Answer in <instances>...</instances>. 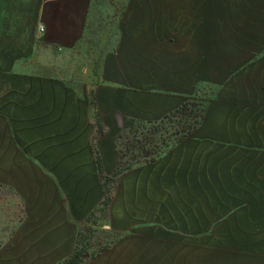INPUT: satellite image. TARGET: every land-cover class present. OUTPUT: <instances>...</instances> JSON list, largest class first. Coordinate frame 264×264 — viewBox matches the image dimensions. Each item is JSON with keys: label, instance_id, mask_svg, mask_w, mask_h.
Masks as SVG:
<instances>
[{"label": "crops", "instance_id": "0c3cea01", "mask_svg": "<svg viewBox=\"0 0 264 264\" xmlns=\"http://www.w3.org/2000/svg\"><path fill=\"white\" fill-rule=\"evenodd\" d=\"M88 42L108 43L105 58L160 67L194 59L204 69L247 76L251 101L227 103L264 112V0H0V235L13 236L12 246H48V264L72 252L103 187L94 118L86 115L94 105L69 83L68 66L45 70L40 60L48 47L68 58ZM143 67L148 73L149 62ZM158 91L162 114L179 106V84L166 81ZM197 153L194 147L188 170L158 158L150 177L126 180L110 218L128 236L89 264H215L214 246L197 239L212 233L211 213L180 206L196 184ZM166 182L179 201L169 216L157 194Z\"/></svg>", "mask_w": 264, "mask_h": 264}, {"label": "rangeland", "instance_id": "374dc122", "mask_svg": "<svg viewBox=\"0 0 264 264\" xmlns=\"http://www.w3.org/2000/svg\"><path fill=\"white\" fill-rule=\"evenodd\" d=\"M108 47V43L88 42L73 49L68 58L52 55L55 50L48 47L47 60H40L45 70L68 66L69 83L87 103L94 105V109L86 107V115L94 118L92 148L95 154L99 152L108 178L106 181L101 178V204L78 230L77 238L81 237V244L88 246L90 252L84 264L128 236L111 224L112 201L126 193V180L139 184L142 178L153 173V161H137L135 148L142 143L147 147L150 142L161 143L162 139L168 145L162 149L158 161L181 163L182 170L193 165L190 159L194 147L198 150L194 164L196 184L189 188L180 204L182 210L187 206V210L191 207V210L211 213L212 233L197 235L198 242L206 243L198 246H214L212 259L215 264L217 261L221 264H264V112L259 115L252 107L227 103L251 101V90H244L251 84L247 76L224 75L217 69H204L200 66L203 61L194 59L175 60L160 67L156 60L105 58L110 54ZM147 61L148 73L142 68ZM166 81L179 84V105L185 100L191 101L188 115L167 119L158 126L146 124L159 121L178 106L164 114L159 108L162 99L158 90ZM112 100L115 106L109 105ZM201 109L205 110V116L195 131L182 141L184 143L176 141L175 133L182 129L179 120L182 124H193ZM125 117L134 118L144 126L137 125L118 141L121 151L126 152L124 162H132L133 166L114 174L117 168L115 137L122 131ZM259 117L260 125L256 122ZM170 167L176 170L178 166ZM132 194L139 195L135 184ZM157 194L166 200L163 205L166 216L170 215L168 212L174 213L172 203L176 205L179 201L175 203L176 198L167 182L157 186ZM106 198H109L108 204ZM137 206L141 208L140 201ZM184 212L181 211L182 217ZM12 237L0 235V264H48V246H12ZM23 238L20 236L21 243ZM66 257L56 264H61Z\"/></svg>", "mask_w": 264, "mask_h": 264}, {"label": "trees", "instance_id": "16d2710c", "mask_svg": "<svg viewBox=\"0 0 264 264\" xmlns=\"http://www.w3.org/2000/svg\"><path fill=\"white\" fill-rule=\"evenodd\" d=\"M192 105L191 101L185 100L183 101L178 107L170 111L169 113L165 114L159 121H148L146 124L150 123L152 126L154 125H159L158 123H161L167 119L173 118V117H185L188 115V107ZM194 106L196 107V104L194 103ZM204 113L205 110L201 109L199 114L195 116V121L193 124L190 122L189 125L188 123L183 122L181 123L182 120H179V125H181L182 129L178 130L177 133H175L176 138H174L178 142L184 141L186 138H188L193 131H195L196 127L201 123V121L204 119ZM142 124L141 126H144V123L142 122H137L136 119L131 118V117H125L123 121V129L120 132V134L117 136V168L116 172H125L133 166L132 162H124V157L126 156V152H122L121 148L119 147V140L124 136L125 133H129L132 131L134 127L137 125ZM157 130V128H156ZM167 139H170V137H167ZM155 142V141H154ZM150 142L149 146L147 147V144H141L137 146L135 149L137 150V154H134L135 159L137 161L139 160H144V161H154L157 159V157L160 155L162 149L168 145V143L165 141V139L161 140V143H158L157 141ZM133 146V145H132ZM133 155V154H132ZM98 161V168H99V173L101 178H105V181L107 180V175L104 172L103 165L101 158L98 156L97 157ZM125 164L126 166L121 167V165ZM121 168V169H119ZM104 181V186L105 182ZM109 198H106V204H108ZM82 239L81 237L77 238L76 245L73 249V251L64 259V261L61 264H84L85 260L90 256V252L88 250V246L82 245Z\"/></svg>", "mask_w": 264, "mask_h": 264}]
</instances>
